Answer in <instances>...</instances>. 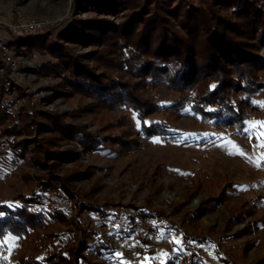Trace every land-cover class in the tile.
I'll use <instances>...</instances> for the list:
<instances>
[{
  "label": "rangeland",
  "instance_id": "374dc122",
  "mask_svg": "<svg viewBox=\"0 0 264 264\" xmlns=\"http://www.w3.org/2000/svg\"><path fill=\"white\" fill-rule=\"evenodd\" d=\"M89 1L0 0V34L10 39L23 77L16 85L21 104L14 111L5 105V123H12L21 108L22 114L32 111L34 119L30 132L15 137L25 151L17 160L10 159V148L1 144L6 135L0 133V203L28 193L39 178H61L69 189L68 196L57 187L44 192L45 207L59 212L26 236L7 234L0 264L63 249L80 229L90 236L87 257L93 264H132L116 246L131 237L143 218L152 228L139 264H264V147L259 146L264 138L257 139L264 129L257 125L245 131L250 122L264 121V86L246 108L242 127L207 123L188 108L156 109L147 119L170 123L171 136H146L132 110L100 107L92 97L69 90L59 74L47 72L42 63L56 57L27 47L24 41L31 33H9L18 12L49 20L37 32L50 34L72 19L122 16L99 12ZM222 10L233 17L229 7ZM66 46L95 64L87 53L96 45L69 41ZM96 71L139 79L115 69ZM3 74L0 68V95ZM256 74L264 82V68ZM139 93L163 104L181 92L144 84ZM61 123L81 127L83 136L98 144L80 145L59 130ZM233 145L245 155L230 154Z\"/></svg>",
  "mask_w": 264,
  "mask_h": 264
},
{
  "label": "trees",
  "instance_id": "16d2710c",
  "mask_svg": "<svg viewBox=\"0 0 264 264\" xmlns=\"http://www.w3.org/2000/svg\"><path fill=\"white\" fill-rule=\"evenodd\" d=\"M89 3L99 12H121L122 16L119 20L97 16L72 19L58 33H31L24 41L27 47L46 50L56 57L57 61L45 60L42 65L47 72L59 74L69 90L92 97L100 107L132 110L141 120L140 128L146 136H171L170 123L147 119L148 112L156 109L180 112L188 108L201 120L216 126L244 125L246 108L264 86L256 74L264 68V0ZM226 7L233 17L223 12ZM69 41L96 45L87 53L95 64L86 63L80 53H72L66 46ZM101 68L120 70L139 79L129 81L120 75L96 71ZM144 84L181 93L169 103H149L139 93ZM21 110H17L12 123L6 124L8 110L0 105V133L6 135L1 144L10 148L11 160L25 154L19 142L15 143V137L33 128V112L22 114ZM60 125L59 130L80 145L93 148L98 144L97 139L83 136L81 127ZM38 181L28 193L0 203V249L7 234L26 236L59 212L45 207L44 192L57 187L68 196L69 189L61 178ZM89 237L80 229L78 238L74 237L63 249L57 247L47 254L26 256L18 264H93L87 257Z\"/></svg>",
  "mask_w": 264,
  "mask_h": 264
},
{
  "label": "built area",
  "instance_id": "2783aa9c",
  "mask_svg": "<svg viewBox=\"0 0 264 264\" xmlns=\"http://www.w3.org/2000/svg\"><path fill=\"white\" fill-rule=\"evenodd\" d=\"M50 23L46 19L29 18L18 12L16 20L9 24V33L13 35H23L32 32L44 30ZM0 67L4 71L2 77V94L0 95V104L10 107L14 111L21 104V97L16 93V85H18L22 77V72L18 69V62L14 57V50L11 47V41L7 36L0 34ZM32 103V101H30ZM146 218L135 225L131 233V237L125 240L122 244L116 246V251L122 257L131 260L132 264H139L143 253L147 248V233L150 232L152 225L146 223ZM105 240H111L109 233H104Z\"/></svg>",
  "mask_w": 264,
  "mask_h": 264
},
{
  "label": "snow or ice",
  "instance_id": "6c2138e0",
  "mask_svg": "<svg viewBox=\"0 0 264 264\" xmlns=\"http://www.w3.org/2000/svg\"><path fill=\"white\" fill-rule=\"evenodd\" d=\"M147 123V122H145ZM260 126L262 129H264V121H256V122H250L249 125H248V128L245 129V131H250V130H253L255 126ZM261 138H264V131H261L259 133V135L257 136V139H261ZM231 143V142H229ZM260 147H264V144H261L259 145ZM233 148L235 149V152L234 153H230V154H238V155H241V156H244L245 153L240 150L236 145H233ZM259 166V165H258ZM177 243H179V241H177Z\"/></svg>",
  "mask_w": 264,
  "mask_h": 264
}]
</instances>
